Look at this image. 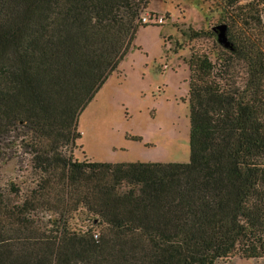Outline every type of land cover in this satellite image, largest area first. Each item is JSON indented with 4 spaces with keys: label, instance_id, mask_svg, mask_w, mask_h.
I'll return each instance as SVG.
<instances>
[{
    "label": "trees",
    "instance_id": "obj_1",
    "mask_svg": "<svg viewBox=\"0 0 264 264\" xmlns=\"http://www.w3.org/2000/svg\"><path fill=\"white\" fill-rule=\"evenodd\" d=\"M148 3L0 0V162L22 154L32 169L21 184L0 181V264H235V254L264 264V47L254 34L226 48L247 69L242 86L228 83L225 54L187 59L189 161L66 154L81 112L148 25ZM80 211L88 224L73 228Z\"/></svg>",
    "mask_w": 264,
    "mask_h": 264
},
{
    "label": "rangeland",
    "instance_id": "obj_2",
    "mask_svg": "<svg viewBox=\"0 0 264 264\" xmlns=\"http://www.w3.org/2000/svg\"><path fill=\"white\" fill-rule=\"evenodd\" d=\"M223 23L229 37L254 34L264 47L263 0H149L142 13V24L148 25L140 26L124 59L81 112V137L66 154L92 161H189L187 59L193 51L214 62L225 54L228 83L239 87L247 78L245 65L233 59L212 31ZM195 32L201 35L194 37ZM31 171L30 157L22 154L0 162L1 185L20 183ZM70 223L73 228L86 226V214L75 213ZM234 259L235 264H257L239 254Z\"/></svg>",
    "mask_w": 264,
    "mask_h": 264
},
{
    "label": "water",
    "instance_id": "obj_3",
    "mask_svg": "<svg viewBox=\"0 0 264 264\" xmlns=\"http://www.w3.org/2000/svg\"><path fill=\"white\" fill-rule=\"evenodd\" d=\"M213 30L217 33L218 41L225 48H232L231 41L228 36V25L226 23L216 25Z\"/></svg>",
    "mask_w": 264,
    "mask_h": 264
},
{
    "label": "built area",
    "instance_id": "obj_4",
    "mask_svg": "<svg viewBox=\"0 0 264 264\" xmlns=\"http://www.w3.org/2000/svg\"><path fill=\"white\" fill-rule=\"evenodd\" d=\"M143 21H144V22H148V19L145 18V17H143Z\"/></svg>",
    "mask_w": 264,
    "mask_h": 264
}]
</instances>
